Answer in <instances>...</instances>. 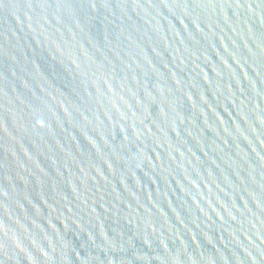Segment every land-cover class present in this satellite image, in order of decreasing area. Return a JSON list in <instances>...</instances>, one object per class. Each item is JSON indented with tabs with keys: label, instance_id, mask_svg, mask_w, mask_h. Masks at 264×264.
<instances>
[{
	"label": "water",
	"instance_id": "water-1",
	"mask_svg": "<svg viewBox=\"0 0 264 264\" xmlns=\"http://www.w3.org/2000/svg\"><path fill=\"white\" fill-rule=\"evenodd\" d=\"M0 264H264V0H0Z\"/></svg>",
	"mask_w": 264,
	"mask_h": 264
}]
</instances>
